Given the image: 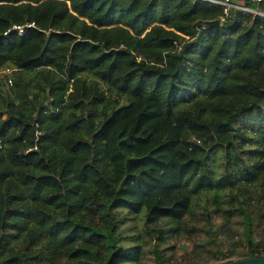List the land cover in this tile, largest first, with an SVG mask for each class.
<instances>
[{
	"label": "trees",
	"instance_id": "16d2710c",
	"mask_svg": "<svg viewBox=\"0 0 264 264\" xmlns=\"http://www.w3.org/2000/svg\"><path fill=\"white\" fill-rule=\"evenodd\" d=\"M221 15L0 0V264H145L142 213L152 264L264 255V18Z\"/></svg>",
	"mask_w": 264,
	"mask_h": 264
},
{
	"label": "rangeland",
	"instance_id": "374dc122",
	"mask_svg": "<svg viewBox=\"0 0 264 264\" xmlns=\"http://www.w3.org/2000/svg\"><path fill=\"white\" fill-rule=\"evenodd\" d=\"M238 3H242L243 0H234ZM8 69V68H6ZM3 72L0 71V75H2ZM212 160L210 161V166L214 169L215 171V174L216 176H219V174H221V171H222V163H223V154L221 151H216L214 153V155L212 156ZM127 216V219H126V222H125V233L130 235V234H141L143 240H147L148 241V245L145 247V259H144V263L145 264H152L154 263L155 261V256L153 255V251H152V246L155 244V241L152 239V237L150 235L147 234L146 232V229H145V226H144V217H143V213L142 215H135V214H126ZM203 236V235H202ZM202 236H197L195 239L197 240V243H200V241L202 242L203 240H206V237H202ZM218 238L220 240H222L223 242V247H227V246H230V244L225 240L223 239L222 237H219ZM205 245L207 247H210L211 249L215 250L213 247L215 244H210V243H205ZM245 248H242V247H239L238 248V252L236 255L228 258V259H225L223 261H228V260H235V259H240V258H247L246 256V253H245ZM182 252H184V250H182ZM171 254L170 251H167L164 255H167L169 256ZM222 260L220 261H213V260H210L209 262H202V263H199V264H211V263H217V262H223Z\"/></svg>",
	"mask_w": 264,
	"mask_h": 264
},
{
	"label": "built area",
	"instance_id": "2783aa9c",
	"mask_svg": "<svg viewBox=\"0 0 264 264\" xmlns=\"http://www.w3.org/2000/svg\"><path fill=\"white\" fill-rule=\"evenodd\" d=\"M191 1H193V2L202 1V2H206V3H210L214 6L220 7L222 10V15L219 18L220 21H222L225 17L228 16V14L232 8H236V9L241 10L243 12L251 13V14L258 15V16L264 18V11L263 10H261L260 8H251L246 3L235 4L233 2V0H191ZM251 1H253L255 3H259L261 0H251ZM201 27L204 29L206 27V25L203 24ZM14 28H18L19 34H22V28L20 26H14ZM2 72L9 73L10 70L6 69V70H3ZM8 83L9 84L11 83L10 79H8Z\"/></svg>",
	"mask_w": 264,
	"mask_h": 264
},
{
	"label": "water",
	"instance_id": "95a60500",
	"mask_svg": "<svg viewBox=\"0 0 264 264\" xmlns=\"http://www.w3.org/2000/svg\"><path fill=\"white\" fill-rule=\"evenodd\" d=\"M196 23L204 24L208 27H215V26L220 25V19H213V20L199 19L196 21ZM211 264H264V255L240 258V259H235V260H228V261L211 263Z\"/></svg>",
	"mask_w": 264,
	"mask_h": 264
},
{
	"label": "crops",
	"instance_id": "0c3cea01",
	"mask_svg": "<svg viewBox=\"0 0 264 264\" xmlns=\"http://www.w3.org/2000/svg\"><path fill=\"white\" fill-rule=\"evenodd\" d=\"M233 2H234L235 4H244V3H245V0H243L242 3H238V2H236V1H234V0H233Z\"/></svg>",
	"mask_w": 264,
	"mask_h": 264
}]
</instances>
